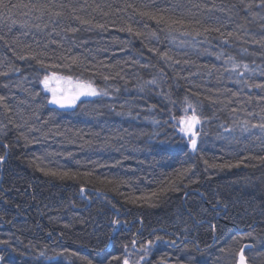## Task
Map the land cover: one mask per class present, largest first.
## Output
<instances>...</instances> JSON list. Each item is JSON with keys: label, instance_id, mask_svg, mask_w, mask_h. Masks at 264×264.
Masks as SVG:
<instances>
[{"label": "trees", "instance_id": "1", "mask_svg": "<svg viewBox=\"0 0 264 264\" xmlns=\"http://www.w3.org/2000/svg\"><path fill=\"white\" fill-rule=\"evenodd\" d=\"M6 2L26 4L29 0ZM54 2L75 5L78 15L92 19L93 24H105L107 30L89 29L67 19L64 27L70 23L79 28L78 32L64 33L57 27L60 35L49 37L51 26L44 31L22 29L19 23L11 30L8 26L0 28V35L8 41L0 40V72L8 73L0 76V95L7 98L11 119L21 125L16 128L0 115V122L7 125L0 129V155L5 152L2 145H10L0 164V240L10 241L16 249L7 251L9 264H106L113 255H123V241L129 251H134L131 236L140 230L137 247L147 235L148 239L164 237V242L154 243L150 264H232L241 248L249 264H264V162L255 159L264 156V133L227 132L243 121L250 127L261 122L264 102H258L257 97L264 96V89L236 85L225 70L229 68L225 61L231 56L264 73V46L254 43L264 42V19L260 18L264 11L253 8L259 13L253 18L243 10L241 0ZM125 2L139 7L150 4L156 9L180 5L175 15L184 12L193 20L186 30L220 27L225 37L221 39L216 32L205 38L159 31L155 22L132 15L131 9L117 13ZM85 4H111L112 8L104 7L110 13L104 16L92 7L81 10L80 5ZM190 4L199 7L187 16L184 6ZM25 11L13 8V18L41 24L48 19L45 16L43 21H35L22 15ZM63 11L65 17L70 15L68 9ZM127 23L146 33L156 31L159 39L137 38L118 30ZM228 32L233 35L227 36ZM64 35L74 43L62 40ZM187 39L189 45L179 44ZM50 40L60 41L64 47ZM199 42L221 47L224 53L195 44ZM41 50L53 57L46 61L49 64H66L56 59L61 54L79 56L82 63L79 67L44 69L33 59L18 58ZM164 52L173 59L166 60L161 55ZM51 72L91 79L109 94L81 97L85 103L78 101L76 107L62 109L47 102L51 95L38 83ZM104 75L113 78L105 81ZM153 79L155 84L146 83ZM245 79L264 83V75ZM37 92L39 96L34 95ZM232 92L239 95L233 97ZM157 97L165 104L161 105ZM188 103L202 117L196 129V152L184 146L188 139L179 130L178 121L186 114L185 109L191 114ZM24 137L31 142L26 143ZM174 137L181 141L180 152ZM237 162L239 167L208 166ZM49 171L79 175L62 179L45 174ZM170 184L175 191L151 196ZM142 197L149 198L148 202L140 199L131 203ZM113 218L132 224L128 230L121 225L109 245ZM185 236L187 239L175 247L167 243L184 240ZM4 247L0 245V249ZM221 248L226 251L222 253Z\"/></svg>", "mask_w": 264, "mask_h": 264}, {"label": "snow or ice", "instance_id": "2", "mask_svg": "<svg viewBox=\"0 0 264 264\" xmlns=\"http://www.w3.org/2000/svg\"><path fill=\"white\" fill-rule=\"evenodd\" d=\"M242 8L244 11L250 13L253 18L259 15L258 12H254L253 8H259L262 11H264V0H248L247 3H244V0H241ZM85 6L92 7V10L100 11L102 15L108 16L110 13L108 11H104L103 8L107 7L108 9L112 8L111 4L107 5H101V4H94V5H80V9L82 10ZM177 7H181L180 5H173L166 9H156L154 5H144L143 7H139L136 4L133 3H127L125 2L124 5L120 8L116 9L117 13L127 12L128 9L132 10V15L139 16L142 18V20L146 21H152L155 22L157 26V30L159 31H165L169 34L179 32L183 36H205L207 37V34L210 32H216L219 33L220 38L224 39L225 33L221 31L220 27H203L202 30L195 29L193 31L186 30L191 26L193 23L192 19L186 18V15L184 12H181V15L178 17L175 15V9ZM187 9V16L192 15V9L198 8V5L190 4V6H184ZM233 8L236 6L233 5ZM13 8H21V9H27L28 11H25L22 13L25 17H32L35 21H43L44 17L47 16V21L43 24L41 23H29L28 20H24L23 22L17 21L13 18L12 9ZM60 9V10H56ZM64 9H68L70 15L65 17ZM77 7L75 5L71 4H56L54 0H49L48 3H41L39 0H37L36 3H33L32 0H29L28 3H17V4H10L7 3L6 0H0V28L3 26H8L9 30H11L12 25H16L17 23L20 24V27L22 29H28L31 30L32 28H35L38 31H44L45 29H48L51 26V31L48 32L49 37L53 33L56 35H60V32L64 33H76L79 31L78 27H72L69 23L68 27H64V21L67 19L70 22H77L79 25H87L89 29L91 28H99L102 30H107V26L105 24H93L92 19H86L82 17L81 15L77 14ZM34 13H38V15H33ZM261 19H264V16L260 17ZM196 24H200L201 22L199 20H195ZM57 27L60 28V32H57ZM144 28H148V24H144ZM121 32H127L130 35L140 38V37H147L151 36L153 38L159 39L157 36L156 31L152 32H143L140 31L132 26L131 23H127L124 26L120 27L118 29ZM233 35L232 32H228L227 36L231 37ZM62 40L69 41V43H74V40H69V37L67 35H64L61 37ZM175 39V37H173ZM0 40H4L5 44H8V41L5 39L4 35H0ZM15 42V41H14ZM50 43L56 44L58 47L63 48L64 45L60 43V41L57 40H50ZM225 43H227V40H225ZM254 43H261L262 46H264V42L262 41H254ZM30 47V46H29ZM45 48H47V44L44 45ZM70 51V49H69ZM149 51H157L154 48H149ZM166 60H172L173 58L168 55L167 52H164L161 54ZM19 59H33L35 60L41 68L48 69L50 67H68L71 68L73 66L79 67L82 63V60L79 56H64L61 54L60 56L56 57V59H59L61 61H67L66 64H57V63H47L46 61L52 60L53 57L49 56V54L41 50L39 52L33 53L29 52L26 55H20L18 56ZM217 58L219 59L220 56L218 55ZM176 63H179L180 61H175ZM231 63V70L236 71L239 68H243L242 72L238 73L239 77H243L245 72H255L254 69H250L249 65L247 63L239 64L235 61V59L231 56L228 57V59L225 61V63ZM185 63H188V61H185ZM101 67H107V65L101 64ZM12 71H19V69H10ZM86 71H89L90 69H85ZM227 70V69H226ZM264 75V73H261ZM8 75L7 72H0V76H6ZM119 75V73H117ZM113 77H110L108 75H104L103 79L105 81L111 79ZM39 84L43 85L42 91L51 93L50 99L47 100L48 103L54 104L59 106L60 108H74L77 106V102L81 101V97H100V96H107L109 93L107 89L98 88L95 86L93 80L91 79H82L80 77L73 78L72 75H58L56 72H51L50 74H45L42 79L38 81ZM147 84H155L156 80H150L146 82ZM236 83L242 84L245 87H248L249 89L257 88V89H264V83H249L247 79H237ZM4 87H7V85H4ZM140 90L143 91V86L140 87ZM119 91V89H117ZM35 96H39L40 93L37 92L34 94ZM238 92H232V96H238ZM6 97L4 95H0V109L3 110L2 115L4 118L8 119V123L12 124L14 127L19 128L21 127L20 124H16L11 117L9 116V113L12 111L9 104L6 102ZM187 100V98H185ZM249 101L252 100V97H248ZM258 102H264V96H258L257 97ZM81 103H85V101H81ZM231 103V101H229ZM188 108L191 109V114H187V109H185L186 114L184 116H181L179 118V125H180V132L184 133L186 136L189 137L188 143L192 149L193 152L197 151V125H200L202 122V117L197 113L196 107L192 103H188ZM233 111H236V109H233ZM261 113H264V108H261ZM131 115V112L128 113ZM249 115H253V113H249ZM175 119V117H173ZM260 123L258 124H252V128H259L261 133H264V115L260 116ZM248 121H243V125L241 127L242 132H249L250 128L248 126ZM7 125L0 122V129L6 128ZM227 130V129H226ZM21 136L23 134L21 133ZM26 143H30L31 141H28L27 137H24ZM2 147L5 149V152L3 155H0V164H3L6 156H7V150L10 148L9 144H3ZM255 159L260 160L261 162H264V156L255 157ZM207 164V161H205ZM240 162H237L235 165L233 164H225V165H208L209 167H239ZM43 171V169H41ZM188 171V170H185ZM45 174H51L53 176H60V178H69V179H75L79 175L78 173H69V172H63L58 173L55 171H49ZM84 175H90V173H84ZM111 183V181H109ZM172 190L175 191L176 188L173 184H170L164 188L159 189L157 192H153L151 194L152 197H157L158 195H164L167 193V191ZM80 192L83 194L85 192V188L82 186L80 188ZM143 199L145 202H148L149 198H136L131 201V203H136L137 200ZM217 204L220 203L219 200L216 202ZM115 207V206H113ZM215 207V205H214ZM225 208H227V205H224ZM142 223V221H141ZM110 224L113 226L112 230L113 232L116 231L118 226H121L122 224L126 225L127 221H121L119 218H113L110 221ZM213 229L215 228V225H212ZM189 229L187 227L184 228V232H187ZM179 239V238H178ZM184 239H187L185 236ZM156 242H164V237L160 235H156L154 239H148L145 242L139 244L137 247V240L133 239L131 241V245L134 249V251H129V246L125 244L124 247V253L122 256H115L113 255L110 260L106 262V264H112L113 261L116 262V264H150L149 261V255L152 251V247L154 243ZM172 246H177V239H172L167 241ZM180 243H183V240L180 241ZM0 245H4L5 247L3 249H0V264H9V262L6 260V254L8 249H11L12 251H16L15 248L12 247V244L8 240H0ZM247 247V246H245ZM220 251L223 253L226 251L225 248H221ZM239 260L238 264H245V256H244V249L241 248L239 253ZM87 264H91V261H88ZM163 264V262H161Z\"/></svg>", "mask_w": 264, "mask_h": 264}, {"label": "bare ground", "instance_id": "3", "mask_svg": "<svg viewBox=\"0 0 264 264\" xmlns=\"http://www.w3.org/2000/svg\"><path fill=\"white\" fill-rule=\"evenodd\" d=\"M191 41L189 40V39H187V40H185L184 41V43H179V44H182V45H189L188 43H190ZM194 44V43H193ZM196 45H204V46H206L207 48H208V50L209 51H218V52H223L224 53V49H222L221 47H218V46H212L211 44H209L208 42H203V43H195ZM192 45V44H191ZM210 47V48H209ZM187 49H189V47L187 48ZM237 62V61H236ZM238 63V62H237ZM239 64H243V63H239ZM249 65V68L250 69H254L255 70V72L253 73V72H245L244 73V76L243 77H239L238 76V73L239 72H242L243 71V68L241 67V68H239V69H237L236 71H232L231 70V63L229 62L228 64H227V66L229 67V68H225V70L229 73L228 75H230V77H231V79H232V81L234 82V84H236V85H242V84H238V83H236V81H237V79H245L246 77H252V76H254V75H259L260 77H262L263 75L261 74L262 72H260L259 70H257L254 66H252V65H250V64H248ZM171 94V93H170ZM150 99V97L148 96L147 97V100H149ZM162 97H157V101H159V103L161 104V105H164L165 104V102L164 101H162ZM119 101H121V99H119L118 100V102ZM117 102V101H116ZM148 102V101H147ZM150 102V101H149ZM243 124V123H242ZM249 126V125H248ZM250 127V126H249ZM252 128V127H251ZM260 130H254V131H251V132H259ZM251 132H249V133H251ZM168 133H170V130H168ZM174 142H176V143H178L177 144V148H176V150H178V152H180L182 149H183V146H182V144H180V139H178V138H176V137H174ZM184 146L188 149V151L189 152H193L192 151V149H191V147H190V145H189V143H188V141L186 140L185 141V143H184ZM131 224L132 223H129V224H127V225H124V224H122L123 225V227L126 229V230H128V229H130V227H131ZM119 227L120 226H118L117 227V229H116V231L115 232H113L112 231V235H111V239H110V243H109V245L111 244V242H112V238H113V235L116 233V232H118V230H119ZM141 231V230H140ZM140 231H138V232H134L133 234H132V236H131V240H133V239H137V237H138V235H139V232ZM150 237V235H147V237H143V238H141L140 240L141 241H146L148 238ZM185 241V239L183 240V242ZM125 242L126 241H123L122 243H121V245L122 246H124V244H125ZM177 242H180L179 241V239H177ZM236 261H237V257L235 258V260H234V262H232V264H236Z\"/></svg>", "mask_w": 264, "mask_h": 264}, {"label": "rangeland", "instance_id": "4", "mask_svg": "<svg viewBox=\"0 0 264 264\" xmlns=\"http://www.w3.org/2000/svg\"><path fill=\"white\" fill-rule=\"evenodd\" d=\"M49 94H51V93H49ZM242 125L243 124H234L233 126H232V130L231 129H228L227 130V132H229V133H232V134H234V135H238V134H246V133H249V132H251V131H254V130H258L259 128H251V127H249L250 128V131L249 132H242L241 131V127H242ZM231 134V135H232Z\"/></svg>", "mask_w": 264, "mask_h": 264}, {"label": "water", "instance_id": "5", "mask_svg": "<svg viewBox=\"0 0 264 264\" xmlns=\"http://www.w3.org/2000/svg\"><path fill=\"white\" fill-rule=\"evenodd\" d=\"M239 256L237 258L236 264H238ZM245 264H248L247 261L245 260Z\"/></svg>", "mask_w": 264, "mask_h": 264}]
</instances>
